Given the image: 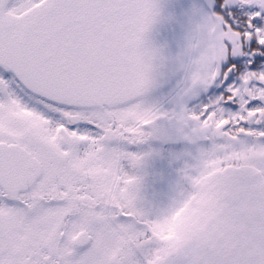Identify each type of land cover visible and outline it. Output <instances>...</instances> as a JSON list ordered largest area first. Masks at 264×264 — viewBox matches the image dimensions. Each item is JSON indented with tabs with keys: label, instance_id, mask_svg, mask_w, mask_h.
<instances>
[{
	"label": "snow or ice",
	"instance_id": "6c2138e0",
	"mask_svg": "<svg viewBox=\"0 0 264 264\" xmlns=\"http://www.w3.org/2000/svg\"><path fill=\"white\" fill-rule=\"evenodd\" d=\"M157 15L156 0H0V264H264V0L192 7L171 111L143 100ZM220 83L209 102L187 105ZM159 119L180 142L169 165L200 144L216 171L179 167L156 205L142 175L156 153L137 149Z\"/></svg>",
	"mask_w": 264,
	"mask_h": 264
},
{
	"label": "flooded vegetation",
	"instance_id": "af4514ba",
	"mask_svg": "<svg viewBox=\"0 0 264 264\" xmlns=\"http://www.w3.org/2000/svg\"><path fill=\"white\" fill-rule=\"evenodd\" d=\"M181 6V9L184 14L186 28H187V49L190 43V37L193 32L195 21L190 17L189 13L193 6H199L201 8L207 9L210 4L213 3V0H178ZM231 59L243 62L244 58L241 57H232ZM189 60V54L187 51L186 59L184 65L173 80V82L167 87L159 90L151 91L146 93L143 97V100L147 104L156 105L166 111H171L176 107V100L179 97L184 85L187 76L186 65ZM227 63V61H225ZM238 75V74H237ZM236 76H233V81L236 80ZM232 82V81H230ZM225 85L223 83L216 84L211 86V88L205 90L204 92L197 93L196 96L190 97L186 103L190 108L197 107L200 103L209 102L214 95H219L220 90L223 89ZM226 108H229L232 111L236 110V105H225ZM20 114H23L26 117H31L33 113L27 111L23 108L19 110ZM224 121H219L217 127ZM251 127H260V125H246ZM180 142L176 141L173 138L172 126L166 119H159L156 122V134L155 136L145 145H141L137 150L142 152H154L155 156H150L146 159L142 166V175L144 179L143 184V194L145 199L158 201L161 200V189L165 186H174L175 183L179 180V175L177 169L183 168L187 164L190 174L192 176H198L202 172L211 173L216 171L213 167V164L216 160V157L211 155L212 149L207 145L192 144L186 148L180 149V154L183 156L186 153L190 155L185 156V159L181 161V164H172L169 165L166 160L163 159L168 153L172 152L177 148ZM203 153H208L205 156H202ZM104 164L103 168H99L101 174L106 173L107 171V162L101 161ZM244 163V161H241ZM232 165H224V167H231ZM183 175V172L180 173Z\"/></svg>",
	"mask_w": 264,
	"mask_h": 264
},
{
	"label": "water",
	"instance_id": "95a60500",
	"mask_svg": "<svg viewBox=\"0 0 264 264\" xmlns=\"http://www.w3.org/2000/svg\"><path fill=\"white\" fill-rule=\"evenodd\" d=\"M156 2L158 15L144 35V47L156 52L153 62L155 83L147 93L170 85L180 73L187 55V28L179 1L156 0ZM252 199L254 194L242 205L246 217L253 215Z\"/></svg>",
	"mask_w": 264,
	"mask_h": 264
},
{
	"label": "rangeland",
	"instance_id": "374dc122",
	"mask_svg": "<svg viewBox=\"0 0 264 264\" xmlns=\"http://www.w3.org/2000/svg\"><path fill=\"white\" fill-rule=\"evenodd\" d=\"M172 187L173 186H165V187L160 188L161 189V200L153 201V200L146 199V201L149 202L150 204H156V205H161V204L166 203L171 195ZM40 227H43V226L41 225Z\"/></svg>",
	"mask_w": 264,
	"mask_h": 264
}]
</instances>
